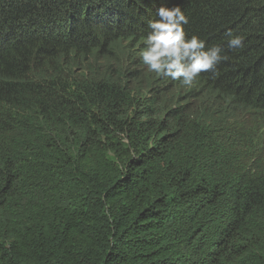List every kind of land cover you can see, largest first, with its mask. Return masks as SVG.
<instances>
[{
  "label": "trees",
  "instance_id": "trees-1",
  "mask_svg": "<svg viewBox=\"0 0 264 264\" xmlns=\"http://www.w3.org/2000/svg\"><path fill=\"white\" fill-rule=\"evenodd\" d=\"M174 5L191 86L140 58ZM0 264H264V0H0Z\"/></svg>",
  "mask_w": 264,
  "mask_h": 264
},
{
  "label": "clouds",
  "instance_id": "clouds-1",
  "mask_svg": "<svg viewBox=\"0 0 264 264\" xmlns=\"http://www.w3.org/2000/svg\"><path fill=\"white\" fill-rule=\"evenodd\" d=\"M156 15L158 18L148 22L140 51V58L150 72L191 86L201 73H215L217 66L227 59L219 44L206 49L205 40L199 36L186 37L184 26L188 17L179 5L160 6ZM228 36V48L243 46L244 37L231 32Z\"/></svg>",
  "mask_w": 264,
  "mask_h": 264
}]
</instances>
